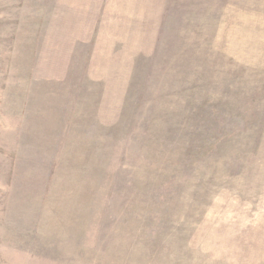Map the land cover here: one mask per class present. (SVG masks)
Listing matches in <instances>:
<instances>
[{
	"label": "rangeland",
	"instance_id": "374dc122",
	"mask_svg": "<svg viewBox=\"0 0 264 264\" xmlns=\"http://www.w3.org/2000/svg\"><path fill=\"white\" fill-rule=\"evenodd\" d=\"M0 264H264V0H0Z\"/></svg>",
	"mask_w": 264,
	"mask_h": 264
}]
</instances>
